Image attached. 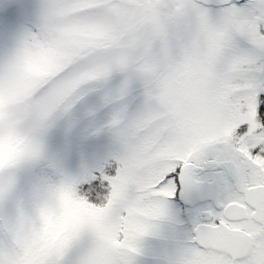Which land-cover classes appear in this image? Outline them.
<instances>
[{"label": "snow or ice", "instance_id": "snow-or-ice-1", "mask_svg": "<svg viewBox=\"0 0 264 264\" xmlns=\"http://www.w3.org/2000/svg\"><path fill=\"white\" fill-rule=\"evenodd\" d=\"M0 264H264V0H0Z\"/></svg>", "mask_w": 264, "mask_h": 264}]
</instances>
